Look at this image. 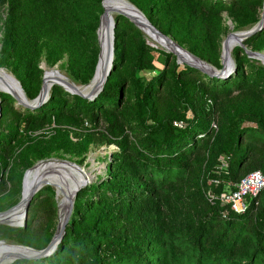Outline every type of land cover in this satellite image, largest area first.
Here are the masks:
<instances>
[{"label": "trees", "instance_id": "16d2710c", "mask_svg": "<svg viewBox=\"0 0 264 264\" xmlns=\"http://www.w3.org/2000/svg\"><path fill=\"white\" fill-rule=\"evenodd\" d=\"M100 1L0 0V67L10 69L27 100L38 93L41 58L51 65L65 56L70 80L91 78ZM127 1L216 69L221 13L244 30L262 4ZM113 21L112 64L94 98L53 84L28 108L0 92V211L17 202L22 173L35 160L59 150L79 156L95 139L115 146L106 176L77 191L54 248L8 264H264V186L246 198L242 213L218 199L247 173L264 176V65L244 50L264 49V26L242 41L244 48L231 49L234 68L215 77L148 45L124 16ZM43 126L49 138L39 142L33 132ZM55 218V192L45 185L30 199L23 226L0 224V239L42 249Z\"/></svg>", "mask_w": 264, "mask_h": 264}, {"label": "water", "instance_id": "95a60500", "mask_svg": "<svg viewBox=\"0 0 264 264\" xmlns=\"http://www.w3.org/2000/svg\"><path fill=\"white\" fill-rule=\"evenodd\" d=\"M105 0H101L100 1V6L102 8V12L98 17V23L95 29V36H96V43L98 46V52H97V58H96V63L94 66V70H93V74L91 76V78L88 80V82H86L85 84H80V85H75L69 81H67L65 79L64 76L60 75L57 78V81H54L52 83L53 84H57L59 86H61L65 91H68L69 93L72 94H77L81 97H84L86 99H92L94 98L102 89L103 83L105 82L106 76L108 75L110 68H111V64H112V59H113V47L111 46L109 48V50L106 52V54H102L101 55V49L98 43V28L100 27L101 24V20L102 18L108 14L109 16L112 14L115 15H122L125 18H127L135 27H137L141 32H142V28L145 27L146 30H148L149 32H152L153 34H155L157 37L162 38L167 40L168 42H170L173 46H175L177 49L181 50L190 60L189 62L186 61H181L180 63H184L186 65H189L191 67H194L204 73H207L210 76H215V77H224L226 76L233 68H234V64H233V60L230 58V52L228 51V49H224V46L228 40V38H232L234 40V45L236 46H240L244 48V45L242 43V41L244 39H246L248 36H250L251 34H253L254 32L258 31L260 28H262L264 26V0H262V4H261V11H260V15L258 20L248 29H244V30H237L235 32H230L229 34H227V36L222 40L221 42V50H220V54H219V60H220V68L216 69L213 66H211L210 64L204 62L203 60L199 59L198 57H196L195 55H193L192 53H190L189 51H187L186 49H184L182 46H180L179 44H177L174 40H172L170 37H168L167 35H164L163 33H161L158 29H156L147 19L146 17L143 15V13L138 10L134 5H132L130 2H128L127 0H123L125 2H127L132 10L134 12H136L141 19H132L131 17H129L128 15H126L125 13H123L121 10H119L116 6H110L109 8L105 9L103 7V2ZM111 26H112V43H113V26H114V21L112 18L111 21ZM245 53L248 57H252L255 59L260 60V62L264 65V54H262L261 52H257V51H252L249 49H244ZM167 51V50H166ZM169 53H172L170 51H167ZM173 54V53H172ZM175 55V54H174ZM176 56V55H175ZM176 62L178 61V58L176 57ZM102 63V76L101 79L93 84V78L95 75V71L98 67V65H101ZM56 71V70H55ZM44 74H45V70H44ZM11 76V75H10ZM11 79L15 82L17 89H18V94H11L10 96L15 100L16 103L21 104L23 106H26L28 108H33L38 106L41 102H43L47 96H48V90L49 89H44L43 88V82H44V75L42 76V83L41 86L39 88V91L37 93V95L31 99V100H27L22 92V89L19 85V83L17 82V80L11 76ZM1 102V100H0ZM46 160H54L60 164H62V168L64 169L65 172H67L70 175H67L64 179L69 180V178H72V175L74 173L73 170H77L79 171L81 167L77 166L76 164H74L73 162L67 161V160H63V159H56V158H47V159H43V160H39L38 162H36L35 164H33L31 167H29L28 169L25 170V172L22 175V179H21V191H20V199L19 201L14 204L13 206H11L10 208L4 210V211H0V224H4V225H8V226H23L26 220V210H27V206L28 203L30 201V199L32 198V196L43 186L45 185H49L51 187L54 188L55 190V194H56V188L53 184L48 183L46 181V179L44 177H37L36 179L32 180V182L30 183V187L29 190L27 191V193L23 196V185H24V179H25V174L26 172L31 169L32 167L36 166L38 163L46 161ZM72 168V169H71ZM90 183V178L87 179L86 181H83L79 184L73 185L71 187V189L69 190L67 197V202H66V207L64 209L63 214H59L58 213V203L56 204V217H57V222H56V226L54 229V232L50 238V240L48 241V243L46 244V246L42 249L39 250H35L33 248H30L28 246H24V245H19V244H7L4 243L3 241L0 240V244H4L7 246H12V247H16L18 248L20 251L17 252L14 256H12L8 263L12 262L13 260L16 259H20V258H33V257H37V256H41V255H46L48 254L56 245V243L60 240L63 231H64V227L68 222V219L70 217L71 214V210H72V204H73V199L77 193V191L83 187L86 184ZM22 201V209H21V214H20V219L18 221V223H12L9 222L10 221V213L16 208V206L18 205V203Z\"/></svg>", "mask_w": 264, "mask_h": 264}, {"label": "bare ground", "instance_id": "6f19581e", "mask_svg": "<svg viewBox=\"0 0 264 264\" xmlns=\"http://www.w3.org/2000/svg\"><path fill=\"white\" fill-rule=\"evenodd\" d=\"M105 1L103 2V7L105 9L109 8L110 6H116L119 10H121L123 13H125L126 15L131 17L132 19H134V20L135 19H141V17L136 12H134L132 10L131 6L127 2H125L123 0H112V1L105 3ZM112 18H113L112 15L109 16L108 14H106L102 18L100 27L98 28L97 35H98V43H99V46L101 49V55L106 54V52L109 50V48L111 46L113 47L112 31H111L112 26L109 25V19H111V21H112ZM142 32L146 36H148L152 41H154L158 46H160V47L164 48L165 50L170 51L173 54H175L176 57L178 58L179 63L181 61H186V62L190 61L188 59V57L181 50L177 49L175 46H173L167 40L157 37L152 32H149L148 30H146L145 27L142 28ZM233 43H234V40L229 37L225 46H224V49H226V50L228 49V51L230 52L231 49L234 46H236ZM48 71H55V70L45 69L44 82H43V88L44 89L45 88L49 89V87L52 85V83L54 81H57V78L59 77V75L57 76V73H56L57 71L50 72V73ZM53 76H55V78ZM101 76H102V63H101V65L100 64L98 65V67L95 71V75H94L92 83L93 84L97 83L101 79ZM0 92L7 93L9 95H11V94L17 95L18 94L17 86H16L15 82L11 79L10 75L8 78V76L5 73H0ZM83 170H84L83 168H80L79 171H77V170H73V171L75 173H82ZM30 171H32V173L30 174V176L27 180L26 186H25L26 177ZM67 175H70V174H68L67 172L64 171V169L62 168V164H60L54 160H46V161L40 162L36 166L32 167L31 169H29L26 172L25 179H24V185H23V196L29 190L30 183L32 182V180L36 179L38 176L44 177L48 183L50 181H54V182L58 183L59 185H61L65 190L62 200L60 201V203L58 202V213L61 215V214H63L64 209L66 207V202H67L66 196L68 195L69 190L71 189V187L73 185L81 183L79 181L73 182L71 180V178H69V180L65 181L64 178ZM56 192H57V190H56ZM21 209H22V201H20L18 203V205L16 206V208L10 213L11 219L9 222L18 223V221L20 219ZM19 251L20 250L16 247L0 244V264H8L9 259Z\"/></svg>", "mask_w": 264, "mask_h": 264}, {"label": "rangeland", "instance_id": "374dc122", "mask_svg": "<svg viewBox=\"0 0 264 264\" xmlns=\"http://www.w3.org/2000/svg\"><path fill=\"white\" fill-rule=\"evenodd\" d=\"M109 1H112V0H106L105 3L106 2H109ZM260 11H261V6H260V8L258 10V18H259V15H260ZM113 16H115V14H112V17ZM4 17H5V7L3 6V7H0V38H1V35H2V22L4 20ZM221 21H222V26H223V33H222V35L220 37L219 54H220V50H221V42H222V40L230 32L237 31V30H235L233 28L234 25H233V23L231 22L230 18L227 16V14L225 12H222L221 13ZM109 25L111 26V19H109ZM142 34L144 35V38H145L146 43L148 45H150L152 47H155V48L158 47V49H161V50L167 52L164 48L158 46L154 41H152L143 32H142ZM244 47H245V45H244ZM97 48H98V46H97ZM183 48L186 49L185 47H183ZM246 49H249V48L246 47ZM257 52H261L262 54H264V49L263 50H260V51H257ZM173 56H174V60L176 62V56L174 54H173ZM230 58L232 59L231 53H230ZM258 61H260V60H258ZM64 62H65V56H63L60 60H58L56 63L51 64V65H48L44 61V59L41 58L40 61H39V63H38V66L41 69V83H42V76L44 75V70L45 69H52V70H56L57 71L56 72L57 73V76L58 75L59 76L62 75V76L65 77V79L67 81H69V82H71V83H73L75 85H80L81 83H75V82H73L72 80H70L67 77V75L65 74V72L63 70V67H62L64 65ZM219 62H220V60H219ZM176 63L181 64L179 62H176ZM155 64H156V66H161V63L158 60H156V63ZM48 72L50 73V72H55V71H48ZM0 73H5L8 76V78H9V75L13 76L12 73L10 72V69L9 68H5V67H0ZM53 77L55 78V76H53ZM82 84H85V83H82ZM40 86H41V84H40ZM7 118H9V115H7ZM85 126H86V124H83L81 127H78V129L85 130V128H86ZM98 128L102 129V126L99 125ZM48 130H49V126H43L42 128L36 129L33 132V136L39 142H44V141L48 140V138H49V136H48ZM71 139L73 141L75 140V138H71ZM114 149H115V146L114 145H112V144L106 145L105 143H97V139H95L94 143H91L89 145L88 149L84 153H82L81 155H79V156H76V155H74L72 153H64L61 150H59L57 152H52L48 157L35 160L31 164V166L33 164H35L36 162H38L39 160H43V159H47V158H56V159L67 160V161L73 162L77 166H79V167H81V168L84 169L82 171V173H75V172L73 173L72 178H71V180L73 182H77V181L83 182V181H86L87 179H89V177H90V182H93L95 179L104 178L106 176V173H107V163L110 161V159H111V151L114 150ZM76 161H79V162H76ZM212 164L214 165V167L216 166L215 160H214V162H212ZM31 166H29V167H31ZM28 168H26V169H28ZM25 170L23 171V173L25 172ZM23 173H22V175H23ZM31 173H32V171H30L28 173L27 177H26L25 186H26L27 180H28V178H29V176H30ZM21 179H22V177H21ZM49 183L53 184L55 186L56 190H57V192L55 194L56 204L58 202L60 203V201L63 198L64 192H65L64 188L61 185H59L58 183L54 182V181H50ZM53 190H54V188H53ZM20 191H21V189H20ZM54 192H55V190H54ZM19 199H20V194L18 196L17 202L19 201ZM73 201H74V199H73ZM56 222H57V217L55 218V225L54 226H56ZM0 240L3 241L4 243H7V244H14V245L17 244V243H14V242H9V241L3 240V239H0ZM19 245H21V244H19Z\"/></svg>", "mask_w": 264, "mask_h": 264}, {"label": "built area", "instance_id": "2783aa9c", "mask_svg": "<svg viewBox=\"0 0 264 264\" xmlns=\"http://www.w3.org/2000/svg\"><path fill=\"white\" fill-rule=\"evenodd\" d=\"M173 126L182 127L181 121H174ZM221 165L224 166V161L220 159ZM264 186V176L254 170L243 176L233 188H227L218 195V199L236 213H242L246 208V198L255 195L258 190Z\"/></svg>", "mask_w": 264, "mask_h": 264}]
</instances>
